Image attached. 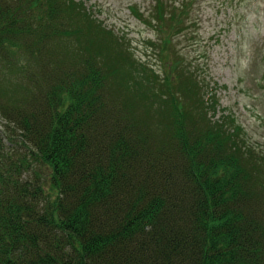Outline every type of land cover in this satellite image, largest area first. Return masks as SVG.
Listing matches in <instances>:
<instances>
[{
  "label": "trees",
  "instance_id": "16d2710c",
  "mask_svg": "<svg viewBox=\"0 0 264 264\" xmlns=\"http://www.w3.org/2000/svg\"><path fill=\"white\" fill-rule=\"evenodd\" d=\"M167 1L162 73L82 1L0 0V264H264V155L207 115Z\"/></svg>",
  "mask_w": 264,
  "mask_h": 264
},
{
  "label": "rangeland",
  "instance_id": "374dc122",
  "mask_svg": "<svg viewBox=\"0 0 264 264\" xmlns=\"http://www.w3.org/2000/svg\"><path fill=\"white\" fill-rule=\"evenodd\" d=\"M76 1L121 34L136 57L163 73L161 57L155 53L158 46L146 41H159L152 26L158 23L152 12L155 0ZM187 3L167 1L176 7ZM184 18V34L176 36L174 45L179 58L203 79L204 100H216L207 115L227 128L236 127L239 141L264 155V0H194ZM157 27L162 33L167 30L166 25ZM181 83H193L192 76H183ZM2 124L0 118V129Z\"/></svg>",
  "mask_w": 264,
  "mask_h": 264
}]
</instances>
